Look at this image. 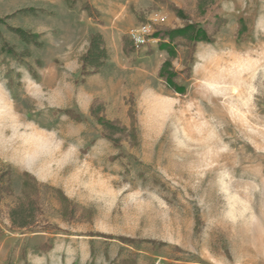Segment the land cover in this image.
I'll list each match as a JSON object with an SVG mask.
<instances>
[{
  "label": "rangeland",
  "instance_id": "374dc122",
  "mask_svg": "<svg viewBox=\"0 0 264 264\" xmlns=\"http://www.w3.org/2000/svg\"><path fill=\"white\" fill-rule=\"evenodd\" d=\"M212 2L0 0L1 34L30 53L0 54V264H264V0ZM31 6L45 13L7 17ZM216 12L211 42L123 47L150 17L152 33ZM92 30L108 58L88 75ZM28 201L16 226L9 211Z\"/></svg>",
  "mask_w": 264,
  "mask_h": 264
},
{
  "label": "trees",
  "instance_id": "16d2710c",
  "mask_svg": "<svg viewBox=\"0 0 264 264\" xmlns=\"http://www.w3.org/2000/svg\"><path fill=\"white\" fill-rule=\"evenodd\" d=\"M76 0H66L67 6L73 8L74 3ZM213 0H198L200 9L201 8H208L214 2ZM83 9L86 10L89 17H95L93 7L88 5V3H82ZM219 8V7H218ZM175 11L178 13L180 12L177 8H174ZM41 13H45V10L38 7H21L16 9L15 12L10 14L7 17H16V16H36ZM3 20V19H2ZM2 20L0 19V24H2ZM225 22V19L221 16V13L216 12L213 14L212 18H207L204 24L200 25L195 23L194 21H188L183 24L181 27L175 28H155L150 35V38H157V46L161 49H166L167 51L170 50V43L176 39L184 40L187 43H192V45L198 43V41L203 42H211L213 40V33L218 29ZM211 25V32H208L207 25ZM10 30L15 34L17 37L21 39L25 44H33L35 46L41 47L43 42L40 40V35L34 31L27 30L22 27H10ZM88 38V45L85 49V52L81 55L80 61L82 66V72L84 74H94V72L100 71L106 64L108 58V50H106L104 36L98 30H92L90 32ZM124 42V49L127 48L128 41L132 44L130 39L127 35H123L122 37ZM7 54L11 56L14 60L21 63L23 62L24 56H29L30 53L28 50H21L17 51L16 46L9 43L6 38L0 32V54ZM28 71L32 78L36 77V73L32 67L27 65ZM160 75L165 78L166 84L169 86L175 85L174 82V74L171 71H167L165 68L161 69ZM174 88V87H173ZM175 91L182 93L183 87L182 86H175ZM113 127L112 133L117 132V126L106 124ZM119 132V131H118ZM31 201L26 203L22 202L18 206L12 208L9 211V217L12 219V222L19 227H23L27 225L31 220V213H29V206Z\"/></svg>",
  "mask_w": 264,
  "mask_h": 264
},
{
  "label": "built area",
  "instance_id": "2783aa9c",
  "mask_svg": "<svg viewBox=\"0 0 264 264\" xmlns=\"http://www.w3.org/2000/svg\"><path fill=\"white\" fill-rule=\"evenodd\" d=\"M155 19H160V17L158 15L157 17H150L148 22L140 23L136 28L128 31L127 34L129 39L136 48L146 44L151 39L150 33L153 28V24H155L154 22L157 21ZM161 19L163 18L161 17Z\"/></svg>",
  "mask_w": 264,
  "mask_h": 264
},
{
  "label": "bare ground",
  "instance_id": "6f19581e",
  "mask_svg": "<svg viewBox=\"0 0 264 264\" xmlns=\"http://www.w3.org/2000/svg\"><path fill=\"white\" fill-rule=\"evenodd\" d=\"M0 97H1V95H0ZM3 105H5V103L4 104H2V103H0V108H2L3 109ZM6 106V105H5ZM1 110V109H0ZM3 111V110H2ZM4 113V112H3ZM0 119H2V114L0 113ZM3 133H4V130L3 129H1V131H0V148H1V150H4L5 149V147L7 146L6 145V143L4 142V141H6V140H3V138H2V135H3ZM17 142H20L19 140H16V139H13L12 141H11V143H15V144H17ZM10 145V144H9ZM14 145V144H13ZM22 146H23V143L21 144ZM16 146V145H15ZM29 146V145H28ZM27 145H24V149L25 148H29ZM13 147V146H12ZM32 147V146H31ZM16 148V150H14L15 151V155H17L18 156V158H19V161H18V163H20L21 164V159H23V158H21V156L23 155V149L21 148V146H16L15 147ZM14 148V149H15ZM4 153H6L5 152V150L3 151ZM14 153V152H13ZM21 158V159H20ZM93 186H94V188H90V189H93L94 191H97V189H100V186L97 184V185H95V184H93Z\"/></svg>",
  "mask_w": 264,
  "mask_h": 264
},
{
  "label": "crops",
  "instance_id": "0c3cea01",
  "mask_svg": "<svg viewBox=\"0 0 264 264\" xmlns=\"http://www.w3.org/2000/svg\"><path fill=\"white\" fill-rule=\"evenodd\" d=\"M139 23H141V22H139ZM139 23H138V24H139Z\"/></svg>",
  "mask_w": 264,
  "mask_h": 264
}]
</instances>
